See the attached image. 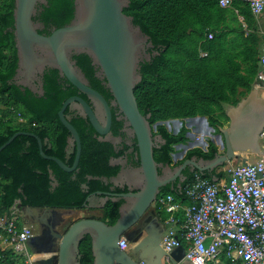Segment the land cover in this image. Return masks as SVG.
<instances>
[{
    "label": "trees",
    "instance_id": "1",
    "mask_svg": "<svg viewBox=\"0 0 264 264\" xmlns=\"http://www.w3.org/2000/svg\"><path fill=\"white\" fill-rule=\"evenodd\" d=\"M129 1L124 13L133 17V23L149 36L152 44L147 49L150 59L145 58L139 64L142 79L134 92L141 113L150 115V123L156 125L153 136H161L165 141L155 147V160L163 166H177L191 158L213 159L218 147L209 142L207 149H189L182 159L175 162L172 157L175 146L186 142L188 129L183 125L177 133H173L164 122L205 116L209 124L218 130L227 121L225 105H237L251 91L260 68L261 52L257 48L259 37L248 23L251 14L249 6L245 3V7L241 8L243 2L240 1L230 5L243 15L245 20L242 25L233 14L231 23L228 22L229 6H220L218 0ZM14 7L15 0H0V146L16 132H31L52 144L53 152L46 151L47 154L71 165L75 152L69 160L65 159L69 131L61 123L58 113L65 99L74 95L77 88L70 83L69 90L64 89L58 80L57 69L58 72L44 71L41 77L42 94L15 82L18 57L13 33ZM74 16V0H47L46 4L37 5L33 20L44 26L39 32L48 35L51 33L47 31L49 28L65 26ZM208 32L213 33V39H207ZM72 58L90 86L109 101L112 94L97 77L91 57L81 53L74 54ZM117 109L112 111L113 131L122 136L119 129L124 121L118 120ZM72 124L82 144L78 167L72 172L43 158L38 141L29 135H18L0 152L2 210L12 206L16 200L22 207L47 204L60 208H82L91 193L110 189L112 183L109 180L121 170V165L112 164L111 159L118 158L123 150L116 152L113 142L100 140L88 118H73ZM134 152L138 153L137 146L131 158ZM138 165L139 160L136 161ZM50 168L58 180L56 187L49 177ZM183 173L188 174L185 183L195 173L209 180L227 176L225 171L218 172L217 169L202 174L198 170L190 172L187 168ZM83 184L87 185V190L82 189ZM184 186L183 182L181 190L167 186L163 191L183 203L186 201L182 190ZM123 203L124 199H109L100 219L109 224L115 223ZM80 248L82 264H92L90 238L83 240ZM10 252L1 253L10 257ZM222 257L225 258L224 255Z\"/></svg>",
    "mask_w": 264,
    "mask_h": 264
},
{
    "label": "water",
    "instance_id": "2",
    "mask_svg": "<svg viewBox=\"0 0 264 264\" xmlns=\"http://www.w3.org/2000/svg\"><path fill=\"white\" fill-rule=\"evenodd\" d=\"M74 1V19L69 24L54 28L50 34L45 35L39 32L40 23L35 22L33 17L36 15L37 5L46 4L47 0H15L13 29L18 57L14 80L24 78L28 84L25 81L22 83L18 81L19 84L42 94L39 75L46 67H52L64 75L98 108L95 112L83 98L71 97L59 110V117L69 131L71 142L76 148L74 163L69 167L59 158L45 156L42 139L31 132H16L0 146V152L18 135L25 134L38 141L40 151L45 158L55 161L67 172L75 170L82 147L78 131L64 113L69 104H74L81 110L99 135L103 136L110 132L113 120L110 103L103 94L90 86L85 74L71 57V54L86 53L91 57L93 64L100 68L113 97L111 104L122 112L136 138L140 164L138 174L141 175V183L136 191L129 190L122 194H105L97 191L92 193L94 195L90 194L83 207H89L92 198L100 195L109 196L113 201H117L118 197L124 199L118 219L113 224L91 217L70 222L65 233L58 235L59 241L51 249L54 255L49 254L45 264H54V262L82 264L83 255L80 247L87 238L91 241L92 264H192L185 258L186 250L182 245L172 252H166L161 247L165 226L160 220V211L154 201L172 180L182 176L183 170L187 167L206 174L212 173L227 162L240 160L244 153L263 155L260 132L264 128V97H258V89L254 87L245 98L226 112L229 118L228 125L218 127L224 137L222 146L225 151L218 149L216 156L211 160L186 159L177 166L172 178L163 176L159 173L163 165L155 160L154 149L165 141L161 136H153L155 124L150 123V115L141 113L134 92L136 85L142 79L139 64L145 58L151 57L147 52V49L152 47L149 36L133 23L132 16L124 13L129 0ZM203 118L205 119V116ZM170 168L167 165V170ZM118 176L119 174L110 181L116 184L120 178ZM102 179L108 181L105 177ZM213 180L217 178L213 177ZM176 188L181 190V185H177ZM106 200L107 198L105 202ZM46 210V213L41 215L38 208L22 207L25 217L32 218L36 215L41 225L47 218L54 216L59 218L65 212L60 208ZM156 220L162 226L161 229L157 230L153 227ZM123 236L130 244H134L129 251L120 248L119 242Z\"/></svg>",
    "mask_w": 264,
    "mask_h": 264
},
{
    "label": "built area",
    "instance_id": "3",
    "mask_svg": "<svg viewBox=\"0 0 264 264\" xmlns=\"http://www.w3.org/2000/svg\"><path fill=\"white\" fill-rule=\"evenodd\" d=\"M236 1L246 3L255 16L264 11V0H218L222 7ZM206 37L213 39V33ZM262 40L264 44V31ZM256 80L255 86L264 87V49ZM260 140L264 146V128ZM225 172L227 179L222 181L195 173L182 188L188 204L178 202L172 194L158 195L154 201L158 208L171 214L182 209L184 213L182 221L169 216L167 224L180 223L181 227L177 231L168 225L161 247L172 252L181 240L187 241L185 258L193 264H223V255L230 264H264V154L256 162L230 166ZM23 218L18 200L7 209L0 208V253L11 251L10 257L0 254V264H36L27 247L31 227ZM119 245L127 247L125 237Z\"/></svg>",
    "mask_w": 264,
    "mask_h": 264
},
{
    "label": "flooded vegetation",
    "instance_id": "4",
    "mask_svg": "<svg viewBox=\"0 0 264 264\" xmlns=\"http://www.w3.org/2000/svg\"><path fill=\"white\" fill-rule=\"evenodd\" d=\"M39 28H40V30H42V29H44V26L42 24H40ZM52 30H53V28H49L47 31L51 32ZM73 56H74V54H71V57H73ZM76 65H77V63H76ZM94 67L97 69V77L101 80V82L106 87H108V85L105 84L106 81H105L104 77L102 76V74L100 72V68L97 65H94ZM46 69H50L51 72L57 71L55 68L46 67L43 70V72L39 75V79H38L39 83H41L42 85H43V81H42L41 77L44 76V74H45L44 71ZM57 76H58V80H60V82L64 86V89H66L68 91L69 90V86H71L69 80L64 75L60 74V72H58ZM18 81L20 83H22V81H25L26 84H28V81L26 79H24V78L15 80V82L17 84H19ZM19 85H21V84H19ZM71 97H81V98H83L95 110V112H97L98 108L86 96L84 97V94L80 93L78 89H77V92L74 95H71V96L67 97L65 99V101L68 100ZM112 100H113V97H110L109 101L108 100L107 101L110 103L111 109L113 111V109H115V110L117 109V106H114V105L111 104ZM65 101H64V103H65ZM64 113H65V116H66L67 120L71 124H72L73 118H77L78 120H81V117L82 118L84 117V115L82 114L81 110L77 106H75L74 104H69L68 108H66ZM116 115H117L118 120H123L124 121L123 127H121L119 129L123 133L122 136L118 135V134H114L113 124H111L110 132L107 133V134H104L103 136L99 135L96 132L97 136H98V138L100 140L113 142L114 145H115L116 152H118L120 150H123V154H121L118 158H115V159L112 158L111 159V163L112 164L121 165V170L118 173L119 174L118 177H120L119 181L116 184L111 182L112 186L108 190H99V191H101V192H103L105 194H108V193L122 194L124 192H128L129 190L130 191L131 190L132 191H136L137 189H139L140 183H141V175L138 174V168H139L140 164L138 166H136V161L139 160L138 153L134 152V156H133V158H131V155H132V153L134 151V148H135V146H137V141L135 140V137L132 134L131 128L127 125V120L124 118L122 112L119 109H117ZM59 119H60V117H59ZM187 120L193 121L192 119H187ZM60 121H61V119H60ZM199 122H201V120H199ZM61 123H62V121H61ZM112 123H113V120H112ZM199 127H200V129H203V128L204 129H210L211 128L213 130V132H214V133H212V135L217 137V139L219 137V140H222V141L224 140L223 134L219 130H216V128L211 126L208 121H207V125L200 124ZM106 138L108 140H105ZM42 142H43L42 149H43V152H44L45 156H47V157H56L55 155H51V154H47L46 153V151L47 152H49V151L53 152L52 144L49 143V141H47V140H44V141L42 140ZM208 145H209V143H208ZM81 147H82V144H81ZM125 147H127V148L125 149ZM39 150H40V147H39ZM223 151H225V150H223ZM65 152H66V154L64 156H65L66 160H69L71 155L74 152H75V156H76V148H75V145H73V143L71 142L70 133H69L68 143H67V146L65 148ZM40 154H41V156L43 158H45L44 155L41 153V151H40ZM56 158H58V157H56ZM45 159L53 161V160H51L49 158H45ZM74 160H73V163H74ZM53 162H55V161H53ZM73 163L71 165H68L65 162V164L68 165L69 167H71L73 165ZM177 166H170L171 168L169 170H167V165H164L161 168V174L163 176H168V177L172 178V176L175 174V170H176ZM187 168L189 169L190 172H194L195 171L191 167H187ZM187 168L184 169V170H187ZM184 170H183V172H184ZM183 172H182V176L181 177L172 180L171 184H169L168 186H171V188L173 189V188H176L177 185H179V184L181 185L183 182L185 184V181L188 178V174H185ZM48 173H49V177L51 179V183L56 187L58 185V180H57V178L55 176L54 170L50 168ZM89 178H91V176ZM112 178H114V177H112ZM82 189L87 190V185L83 184L82 185ZM95 192H97V191H95ZM95 192H93V193H95ZM92 195H94V194H92ZM99 198H101L102 201H103V206L102 207L104 209L105 205L108 203V200L111 199V197L106 196V195H103V196L100 195ZM105 198H107L106 202H105ZM118 198L119 199H117V200L122 199L121 197H118ZM25 206H28L30 208H38V210H39L41 215H44V213H46V211H47L46 209L47 208H60V207L49 206L47 204L46 205H24L23 207H25ZM60 209L65 210V212L61 215V217L57 218L56 216H54L52 218H47L44 221V224H42V225L38 222L39 221V220H37L38 216H36L35 214H34L35 216H33L32 218L24 216V218L22 220L23 223L28 224L31 227V235H30V238L28 239L27 247H28V250L30 251L33 259L35 260L36 264H45V260L47 258H49L48 255L49 254H51V256L54 255V253H53L54 251H52L51 249L54 248L53 245H55V244L57 245V243L59 241L58 235L59 234H64L66 229H67V227L69 226V223L71 222L70 221L71 219H69V214L71 213V211L75 212L73 210L74 208H60ZM45 222H46V224H45ZM44 231H45L46 235H45ZM54 264H55V262H54Z\"/></svg>",
    "mask_w": 264,
    "mask_h": 264
},
{
    "label": "crops",
    "instance_id": "5",
    "mask_svg": "<svg viewBox=\"0 0 264 264\" xmlns=\"http://www.w3.org/2000/svg\"><path fill=\"white\" fill-rule=\"evenodd\" d=\"M245 3H243V5H241L240 7L241 8H244ZM229 9V14H228V22H230V18H231V14H233V16L236 18H238V21L239 23H242L243 25V22H244V17L243 15L240 14V12L235 8L233 7H227ZM231 23V22H230ZM248 23L251 25V29L255 30L258 37H259V40L257 42V45H258V50L261 52L260 55L262 54L263 52V49H264V44H263V40H262V32L264 31V11L259 15V16H255L253 15V13L251 12L250 16H249V20H248ZM260 57V56H259ZM257 80L255 79L254 81V84H253V88H257L258 89V97H264V87L263 85H259L258 87L255 86ZM252 88V89H253ZM250 93V92H249ZM248 93V94H249ZM247 94V95H248ZM246 97V96H245ZM244 97V98H245ZM243 99V98H242ZM232 106H235V105H225V113L230 109V107ZM227 115V114H226ZM202 117L204 116H197L195 117L194 120H197L199 125L201 124L199 122V120H201L202 124H203V121H204V118L202 119ZM206 118V117H205ZM229 123V118L227 117V121H225V123L223 125L227 126ZM198 126V124L196 125ZM262 141L260 140V145H261V149L263 150V154H264V146L263 144L261 143ZM217 145V143H216ZM218 146V145H217ZM219 150L220 151H223L220 149L219 147ZM253 155V154H250V153H244L242 154V158L238 161H236V164H232V162H227L225 163L224 165L220 166L217 168V171H226V169L229 167V166H237L239 164H244V163H252V162H256L257 160L261 159L263 155ZM253 160V161H252ZM227 179V176L226 177H223L222 179H217L219 181H222V180H226ZM166 192H164L163 194H165ZM176 199V198H175ZM93 200V201H92ZM91 202H90V206L89 207H82L80 208L79 210L73 212L71 211V213L69 214V219H71L70 221H74L76 219H79V218H83V217H91V218H101L103 216V212H104V209H103V201L101 198L99 197H96V198H92ZM186 201H184L183 203L184 204H188V200L185 198ZM178 201V200H177ZM182 203V202H181ZM75 209V208H74ZM158 210L160 211V220L164 223V226H165V229L166 227L169 226H173V228H175L177 231H179L180 229V223H175V224H167V220H168V216H166L165 214H163V212L161 211L160 208H158ZM177 219H179L180 221H182L181 218L179 217H176ZM153 227L155 229H161L162 226L160 225V223L158 222V220H156L155 222V225H153ZM124 237V236H123ZM126 238V237H125ZM180 245H182L185 250H186V247H187V241L185 240H181V243ZM179 245V246H180ZM134 244H130L128 242V245L127 247L125 248V250L129 251L131 249V247H133ZM225 257V256H224ZM174 259V258H173ZM222 261L224 262L223 264H230L231 262L229 261V259H227L226 257L223 259L222 257ZM193 264V263H192Z\"/></svg>",
    "mask_w": 264,
    "mask_h": 264
},
{
    "label": "rangeland",
    "instance_id": "6",
    "mask_svg": "<svg viewBox=\"0 0 264 264\" xmlns=\"http://www.w3.org/2000/svg\"><path fill=\"white\" fill-rule=\"evenodd\" d=\"M164 123L166 124V127L168 128V130L173 132V133H177L183 125L188 129V131L186 133V136H187L186 142L183 144H179V145L175 146V151H174L173 156H172L173 160L175 162L177 160L182 159L185 156L187 150H189V149H192V148L207 149L208 143L211 141L213 143L214 142L217 143L218 147H220L221 150H225V148L222 146V142H221L222 140H219V139H217V137L212 135V133H214L213 130L211 128L210 129H204V128L200 129L199 123L197 120H193V121H190V120H183V121L171 120V121H167ZM200 123H202V122H200ZM197 124H198V126H196ZM236 161L237 160H233L231 162H232V164H236ZM161 194H163V193H161ZM178 202H180V201H178ZM161 211L163 212V214H165L168 217L173 215L175 217L181 218L182 220L184 219V213H183L182 209L179 211H176L172 214L167 213L163 209H161Z\"/></svg>",
    "mask_w": 264,
    "mask_h": 264
},
{
    "label": "clouds",
    "instance_id": "7",
    "mask_svg": "<svg viewBox=\"0 0 264 264\" xmlns=\"http://www.w3.org/2000/svg\"><path fill=\"white\" fill-rule=\"evenodd\" d=\"M190 118H192V117H190ZM190 118H187V119H190ZM187 119H185V120H187ZM195 118H193L192 120H194ZM206 119V118H205ZM180 119H178V121H179ZM182 121V120H181ZM208 121V120H207ZM216 144V143H215ZM217 146V145H216ZM218 147V146H217ZM218 149H219V147H218Z\"/></svg>",
    "mask_w": 264,
    "mask_h": 264
}]
</instances>
